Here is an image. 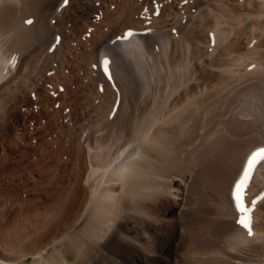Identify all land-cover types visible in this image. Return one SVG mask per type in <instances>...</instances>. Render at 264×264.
I'll return each instance as SVG.
<instances>
[{"label": "bare ground", "instance_id": "1", "mask_svg": "<svg viewBox=\"0 0 264 264\" xmlns=\"http://www.w3.org/2000/svg\"><path fill=\"white\" fill-rule=\"evenodd\" d=\"M166 3L0 0V264L264 257V0Z\"/></svg>", "mask_w": 264, "mask_h": 264}, {"label": "snow or ice", "instance_id": "2", "mask_svg": "<svg viewBox=\"0 0 264 264\" xmlns=\"http://www.w3.org/2000/svg\"><path fill=\"white\" fill-rule=\"evenodd\" d=\"M104 63L107 64V61H105ZM105 71L107 70L105 69ZM256 155L264 156V153L254 154L251 158H249L247 166L244 168L243 175L239 182L235 185V189L232 193L233 199L235 201L236 210L239 213V219L237 220V223L248 232L249 236L252 235L251 213L255 210L257 201L253 200L252 206L246 207L243 204V189L246 186L248 180L250 179L251 170L254 168L255 163H257Z\"/></svg>", "mask_w": 264, "mask_h": 264}, {"label": "rangeland", "instance_id": "3", "mask_svg": "<svg viewBox=\"0 0 264 264\" xmlns=\"http://www.w3.org/2000/svg\"><path fill=\"white\" fill-rule=\"evenodd\" d=\"M138 1H141L140 6H141L142 9L144 8V9L146 10V9L148 8V9H147V10H148L147 12H148V15H149L150 17H149V18L147 17V20L149 21V23L153 22V21H150L151 19H154L153 17H151V16H153V14H152V15H150V14H151V13H154V12L157 10V7H156L157 5H155V4L164 5L163 3H164V2H165V3L167 2L165 5H168V4L170 3V0H164V2H163V0H162V1H161V0H158V1L153 0L154 2H153L152 0H151V1L148 0V2H149L150 4H148V2H147L146 4L144 3V4L146 5V6H145V5L142 4V0H138ZM159 1H160V2H159ZM152 2H153L154 4H153ZM157 2H158V3H157ZM161 3H162V4H161ZM148 6L150 7V10H149V7H148ZM151 6H152V7H151ZM146 7H147V8H146ZM151 8H152L153 10H152ZM154 10H155V11H154ZM150 11H151V12H150ZM152 11H154V12H152ZM149 13H150V14H149ZM130 30H131V27H130V28L123 29V31H122V35H121L122 38L119 37V39L122 40V41H120V40L116 41V42H118L117 44H119V46L122 47V49H126V48L129 49V48H130V45H128V44L126 43V41H127V40H126V38H127L126 35L130 32ZM104 31H107V29H104ZM161 35H164V33H162ZM125 37H126V38H125ZM125 40H126V41H125ZM116 42H115V44L111 43V45H113V46L115 45V47H116ZM160 44H161V43H160ZM160 44H159V46H158V48H157V51H158V50L160 49V47H161ZM105 45H106V44H104V46H105ZM109 45H110V44H109ZM114 80H115V79H114L113 77H111V81H112V82H110V78H109V82H110L109 84L114 85ZM18 221H19V220H18ZM18 221H16V222H18ZM20 221H21V220H20ZM20 223H21V222H20ZM17 224H19V222H18ZM19 226H20V227H19ZM21 227H23V224H19V225H17V231H19V229L22 230ZM19 232H22V231H19ZM259 258H260V259H259ZM262 258H264V257H262V256H260V257H256V258L254 257V259H255L254 263H255V262H259V263H255V264H261V263L263 262V260H264V259H262ZM258 259H259V260H258ZM261 260H262V261H261ZM262 264H263V263H262Z\"/></svg>", "mask_w": 264, "mask_h": 264}]
</instances>
